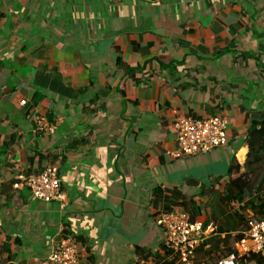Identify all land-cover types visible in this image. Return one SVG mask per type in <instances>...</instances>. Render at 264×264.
<instances>
[{"label": "crops", "instance_id": "crops-1", "mask_svg": "<svg viewBox=\"0 0 264 264\" xmlns=\"http://www.w3.org/2000/svg\"><path fill=\"white\" fill-rule=\"evenodd\" d=\"M262 65L264 0H0V264H41L62 233L84 264L163 257L158 193L194 197L205 222L198 192L244 172ZM212 114L228 144L174 158L176 118ZM49 163L64 201L14 187Z\"/></svg>", "mask_w": 264, "mask_h": 264}, {"label": "built area", "instance_id": "built-area-1", "mask_svg": "<svg viewBox=\"0 0 264 264\" xmlns=\"http://www.w3.org/2000/svg\"><path fill=\"white\" fill-rule=\"evenodd\" d=\"M26 100H22L23 105ZM228 118L221 114H212L202 118L179 115L174 123L177 148L172 153L174 158H183L199 153H208L228 144ZM56 125L44 115L34 120V132L54 134ZM15 188H27L34 199L43 202L66 199L56 163L47 164L40 172L21 173L14 182ZM155 224L164 231V243L184 263H191L200 245L215 235L213 223L207 226L203 221L192 220L181 210L160 211L155 217ZM243 236L234 243V251L222 258L217 264H245L251 254L264 257V220L251 219ZM41 264H84L77 240L62 233L51 240L48 255ZM131 264H150L137 258Z\"/></svg>", "mask_w": 264, "mask_h": 264}, {"label": "trees", "instance_id": "trees-1", "mask_svg": "<svg viewBox=\"0 0 264 264\" xmlns=\"http://www.w3.org/2000/svg\"><path fill=\"white\" fill-rule=\"evenodd\" d=\"M262 67L264 70V65ZM249 118L250 128L246 141L248 153L243 166L244 172L232 173L235 168L236 172H239V166L233 167L230 181L223 190L219 189V181H216L209 188H203L198 192L199 196L208 197L204 205L208 209L204 224L207 226L213 223L216 231L215 235L200 245L196 251L197 255L189 264H217L234 251L231 240L233 238L236 242L242 238V232L247 229L249 220H264V108L254 111ZM250 175L252 178L248 179ZM157 198L160 201L157 213L172 211L179 207L188 213L192 220L199 214L194 197L186 196L180 189H175L170 194L160 191ZM163 248L164 256L155 258L151 264H187L173 256L165 243ZM220 251L224 254L214 258ZM246 258L247 263L264 264V257L258 254H251Z\"/></svg>", "mask_w": 264, "mask_h": 264}, {"label": "rangeland", "instance_id": "rangeland-1", "mask_svg": "<svg viewBox=\"0 0 264 264\" xmlns=\"http://www.w3.org/2000/svg\"><path fill=\"white\" fill-rule=\"evenodd\" d=\"M252 178V175H250V176H248V179H251ZM234 243H235V241H234V239L232 238V240H231V244H232V246L234 247ZM224 253L222 252V251H220V252H218V254L216 253L215 255H214V258H217L219 255H223ZM197 255V254H196ZM215 260V259H214ZM207 264V263H206ZM245 264H251V263H245Z\"/></svg>", "mask_w": 264, "mask_h": 264}]
</instances>
